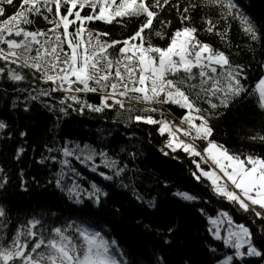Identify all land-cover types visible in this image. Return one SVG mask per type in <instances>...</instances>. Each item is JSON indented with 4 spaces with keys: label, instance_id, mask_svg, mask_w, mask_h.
<instances>
[{
    "label": "trees",
    "instance_id": "1",
    "mask_svg": "<svg viewBox=\"0 0 264 264\" xmlns=\"http://www.w3.org/2000/svg\"><path fill=\"white\" fill-rule=\"evenodd\" d=\"M20 3L21 0H14L13 5H6L5 17L12 15ZM234 3L256 25L258 40H252L243 32L238 19L225 18L224 10L210 0H169L168 5L156 9L158 17L152 29L145 32L153 45L167 47L177 29L196 27L198 40L209 44L213 50L224 52L234 67L242 66L240 79L247 92L234 98L228 108L211 109L207 97L197 104L212 113L209 119L213 128L211 140L241 158L247 155L264 158V141L250 139L257 134L264 135V110L259 107L255 91L256 83L264 76V0H234ZM185 7L189 8L187 13H184ZM54 11L53 8L50 17ZM89 12L90 9L83 10L84 14ZM182 14L190 20L182 23ZM34 19V23L25 25L26 29L51 25L43 16L37 15ZM207 19L216 25L212 33L206 31ZM144 21L143 16L124 18L112 24L92 21L90 27L108 33L104 40L123 41ZM156 31L162 32V37L156 36ZM217 33L226 35L221 38ZM122 46L117 45L112 50L118 54ZM0 67L6 68V72L0 74V120L7 125L0 129V207L6 212L7 228L2 230L5 239H10L17 227L35 216L49 226L76 221L100 231L109 241L117 242L129 264H217L224 256L233 254L234 249L215 238L210 231L209 218L221 210H228L234 219L251 227L252 242L264 251V219L216 195L205 178L197 179L196 158L181 148L173 151L166 147L169 136L167 133L161 135L158 124L135 119L136 116H151L158 120L169 114L179 118L186 114V109L171 103L154 106L131 103L123 108L114 105L100 112L88 107L80 111L81 105L74 101L60 103L65 93L56 91L49 96L40 95L47 89H38L40 74L34 70L6 64L3 60H0ZM8 67L16 68L26 79H8ZM36 90L38 109L33 102L26 103ZM99 94L76 95L87 104L100 105ZM211 99L218 103L215 97ZM61 107L67 108L66 114L60 111ZM23 141L28 146L18 154ZM85 146L94 149L96 155L82 162L88 154ZM64 147L75 150L74 154L66 157ZM101 152L105 156L99 155ZM106 159L115 161V167L105 166ZM64 160L69 163L64 164ZM15 165H19L17 176L11 184ZM91 165L113 179H105ZM119 169L123 171L117 176L115 172ZM58 174H63L61 183L65 188L75 183L86 190L80 196L83 203H74L56 186ZM93 183L107 193L101 197L99 205L87 196ZM177 192L189 193L196 199L184 200L175 195ZM137 196L143 200H138ZM148 201H154L156 207L149 208ZM232 264H264V259L234 257Z\"/></svg>",
    "mask_w": 264,
    "mask_h": 264
},
{
    "label": "snow or ice",
    "instance_id": "2",
    "mask_svg": "<svg viewBox=\"0 0 264 264\" xmlns=\"http://www.w3.org/2000/svg\"><path fill=\"white\" fill-rule=\"evenodd\" d=\"M210 2L224 10L225 18L233 16L234 19H238L243 32L252 40L260 38L256 25L239 10L234 0ZM13 3L14 0H0V16H5V6ZM168 4L169 0H163L162 3L161 0H154V3L152 0H21L19 8L12 15L0 20V45H6V48L0 47V60L39 73L40 79L56 85L50 91H42L40 95L49 96L56 91L67 93L60 103L63 105L67 100L74 101L81 105L80 111H83L84 107L96 112L114 105L123 108L122 98L149 104L171 103L186 109L182 123H186L188 127L181 128L177 125L175 131L171 123L165 119L154 120L151 116H136L135 119L144 120L149 124H159L161 135L165 132L169 134L166 147L173 151L181 148L189 155L201 156L204 159V155L197 151L195 144L179 140L177 132L192 136L193 140L207 141V147L204 149L207 156L205 163L211 160L223 176L215 170L201 169V174L211 180L216 194L237 204L243 211H252L256 217L264 219V158L252 155L241 158L239 154H230L223 145L211 140L213 128L209 124V119L212 113L201 109L197 104L198 100L207 97L211 109L228 108L234 98L247 92L240 79L243 75L242 66L234 67L224 52L213 50L209 44L198 40V29L192 26L177 29L166 48L153 45L145 30L152 29L154 19L158 17L156 9H162ZM191 7L195 8L196 5ZM42 8L48 13H53V8L55 9L51 20L43 14ZM62 8L66 9L64 14L61 12ZM86 8L91 11L82 15ZM188 11L189 8L185 7L184 13ZM32 15L43 16L53 27L47 31L26 29L22 25L32 24L33 20L30 19ZM141 16L145 17V21L131 37L123 41L104 40L101 37L108 36V33H94L86 26L92 21L112 24L124 18ZM188 20L190 17L182 14V23ZM206 25V31L209 33L216 28L211 19L206 20ZM70 26H75L74 30L70 31ZM217 34L221 38L226 35ZM155 35L162 37L163 34L156 31ZM13 36L22 39L17 40L12 38ZM120 44L123 46L119 47L118 54L113 56L111 50ZM5 72L6 68L0 67V74ZM7 77L12 81L26 79L24 74L12 67L7 68ZM197 80L198 83H193ZM98 91L102 93L100 105L87 104L76 95L80 92ZM255 91L259 96V107L264 110V77L255 85ZM213 97L218 103L212 102ZM30 99L36 100L38 97L31 96ZM109 100H112L113 104H109ZM150 110L157 111L156 108ZM60 111L66 114L67 108L61 107ZM197 120L200 121L199 124L196 123ZM6 127L7 125L0 120V129ZM24 135L25 133H21V136ZM250 139L264 141V135L257 134ZM85 149L88 154L82 162L92 160L96 155L94 149L88 146H85ZM85 149L79 150L84 152ZM74 151L68 147L63 148L66 157L72 156ZM20 152H23L22 148L18 154ZM99 155L105 156V153L101 152ZM79 158L78 156L77 159ZM63 163L68 164L69 161L64 160ZM104 163L107 167L116 165L115 161L107 159ZM197 167L199 168V164ZM122 171L123 169L117 170L115 175L119 176ZM99 174L105 179H113L103 172ZM225 177L226 182H221ZM62 179L63 174H58L56 186L66 192L74 203H83L80 196L86 190L75 183L65 188L61 183ZM91 188L87 196L99 205L101 197L107 193L95 183ZM175 195L188 201L196 199L185 192H177ZM136 198L143 200L140 196ZM147 206L155 208L156 204L154 201H148ZM221 217L226 218L228 223L227 235L223 237L220 235L219 227L223 223ZM5 218L6 212L0 207V264H129L115 240L109 241L100 231L82 223L70 221L62 226H49L34 216L26 224L17 227L10 239H5L2 231L7 228ZM209 219L212 225L216 226L213 232L215 238L235 250L218 264H232L234 257L253 256L264 259V251L258 249L252 242L253 233L249 227L242 223L235 224L228 212L222 211L216 219ZM171 231L170 228L169 232Z\"/></svg>",
    "mask_w": 264,
    "mask_h": 264
},
{
    "label": "rangeland",
    "instance_id": "3",
    "mask_svg": "<svg viewBox=\"0 0 264 264\" xmlns=\"http://www.w3.org/2000/svg\"><path fill=\"white\" fill-rule=\"evenodd\" d=\"M19 8V7H18ZM17 8V9H18ZM17 9H15V10H17ZM91 11V10H90ZM42 12H43V14L45 15V16H48L49 17V20H51L52 19V17H50V15H49V13L47 12V10H42ZM82 15H83V11H82V13H81ZM6 17L5 16H0V20H3V19H5ZM70 19H72V18H74V17H69ZM32 20H33V23H34V17H32ZM46 22H49L48 20H46ZM77 23H79V22H77ZM90 23V22H89ZM89 25L90 24H87L86 26L89 28V29H91L94 33L95 32H97L96 30H94V29H92V28H90L89 27ZM53 27V25L51 24V25H48V26H45V27H40V28H37V27H35V29H31L30 31H36V30H41V31H47L48 29H50V28H52ZM72 27H74V26H70V28H72ZM49 35H54L53 33H49ZM12 38H14V39H17V40H19V39H21V37H12ZM102 39H104V38H106V36H104V37H101ZM6 46V45H5ZM161 48H166V47H161ZM114 50V49H113ZM112 50V54H113V56H116L117 54H116V51H113ZM29 70H31L32 71V69H29ZM264 77V76H263ZM260 80V79H259ZM258 80V81H259ZM38 82H39V84H42V83H45V81L44 80H42V79H38ZM49 82H51V81H49ZM52 83V82H51ZM257 84V83H256ZM52 85H53V88H55L56 87V85L55 84H53L52 83ZM99 92V91H98ZM89 93H91V92H89ZM96 93V92H95ZM65 94H67V93H65ZM76 94H84V92H80V93H76ZM99 96L100 97H102V93L100 92V94H99ZM123 100H124V106H128L129 104H131V103H140V104H149V103H144L143 101H139V100H134V99H130V98H122ZM108 103L109 104H113V101L112 100H109L108 101ZM164 104H167V103H151V104H149V106H154V105H164ZM35 106L37 107L36 109H38V104H35ZM171 115V114H170ZM168 116V115H167ZM166 116V117H167ZM165 116L163 117V118H161V119H158V120H162V119H165L166 118ZM183 117V116H182ZM182 117H179V118H181L182 119ZM165 120H167V121H169V119H165ZM171 121H174V119H170ZM196 123L197 124H199L200 123V121L199 120H197L196 121ZM159 125V124H158ZM172 125V124H171ZM173 126V125H172ZM181 128H187L188 127V125L186 124V123H181V125H179ZM159 128H160V125H159ZM175 129H176V127H174L173 126V130L175 131ZM165 133H167V132H165ZM168 134V133H167ZM193 135H194V133H193ZM168 136H169V134H168ZM177 137H178V139L179 140H181V141H184L185 143H194L195 144V146H196V148H197V151H200L201 153H202V155H205V153H204V149L207 147V141H203V140H199V139H197V140H193L192 139V136H185L182 132H177ZM88 146H90V145H88ZM84 147V146H83ZM1 152H2V150H0ZM230 153V152H229ZM231 154V153H230ZM194 158H196V160H195V172H196V175L198 176V177H200V178H205L207 181H208V183L210 184V186H212V183H211V180L210 179H208L207 177H204L202 174H201V169H203L204 171H210V170H215L220 176H223V173H221L220 172V170L215 166V164H213L212 163V161L211 160H208V162L207 163H205V159H207V157L206 158H204V159H202L201 158V156H194V155H192ZM197 164H199V168L197 167ZM18 166L19 165H15L14 167H13V172H12V175H11V177H10V183L12 184L13 182H14V180H15V178H16V176H17V170H18ZM91 167H92V169H94L95 168V171H98V172H103L104 173V171H102L101 169H99V168H97L96 167V165H91ZM221 182H226V177L223 179V181H221ZM9 183V184H10ZM213 187V186H212ZM230 187H231V185H230ZM216 193V192H215ZM216 195H218V194H216ZM218 196H220V195H218ZM221 197V196H220ZM222 199H224V200H227L226 198H224V197H221ZM257 210H259V208H258V206H257ZM228 212L229 213V215H231L232 216V218H233V222L235 223V224H244V225H246L247 227H249L250 228V230L252 231V229H251V227L248 225V224H246L245 222H240V221H237L236 219H234V216H233V214L230 212V211H228V210H221V211H219L218 212V215H216V216H214V217H211L212 219H216L217 217H219L220 216V213L221 212ZM221 219L223 220V223L221 224V225H219V227H220V235L223 237V236H226L227 235V229H228V223H227V220H226V218H223V217H221ZM213 227L214 228H216V226H213L212 225V223L210 222V229H211V232H213ZM247 246L245 245V248H246ZM242 250H244V249H242ZM235 251V250H234ZM228 255H232V254H228ZM227 256V255H226ZM226 256H224L222 259H224ZM238 258V257H237ZM222 259H220V260H222ZM219 260V261H220ZM218 261V262H219ZM218 262H217V264H218Z\"/></svg>",
    "mask_w": 264,
    "mask_h": 264
},
{
    "label": "built area",
    "instance_id": "4",
    "mask_svg": "<svg viewBox=\"0 0 264 264\" xmlns=\"http://www.w3.org/2000/svg\"><path fill=\"white\" fill-rule=\"evenodd\" d=\"M0 47H3L2 45H0ZM167 116V115H166ZM165 116V117H166ZM165 119H169V122L174 126V127H176L177 125H181V123H182V119L181 118H178V117H176V116H174V115H168ZM170 119H174V121H171ZM207 156L206 155H204V158H206Z\"/></svg>",
    "mask_w": 264,
    "mask_h": 264
},
{
    "label": "bare ground",
    "instance_id": "5",
    "mask_svg": "<svg viewBox=\"0 0 264 264\" xmlns=\"http://www.w3.org/2000/svg\"><path fill=\"white\" fill-rule=\"evenodd\" d=\"M27 142H28V140H27ZM27 142H26V141H23V142L21 143V145H20V149L22 148V149H23V152L25 151V149H26L27 146H28V145H27V144H28ZM20 153H21V152H20ZM20 153H19V154H20Z\"/></svg>",
    "mask_w": 264,
    "mask_h": 264
}]
</instances>
